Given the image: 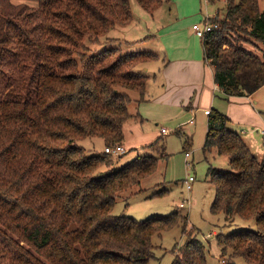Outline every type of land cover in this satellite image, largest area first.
<instances>
[{
  "label": "trees",
  "instance_id": "1",
  "mask_svg": "<svg viewBox=\"0 0 264 264\" xmlns=\"http://www.w3.org/2000/svg\"><path fill=\"white\" fill-rule=\"evenodd\" d=\"M30 1L36 5L0 0V264H150L152 238L168 216L137 220L112 210L123 195L144 190L139 186L166 156L165 146L152 142L160 156L139 155L112 169L110 154L90 155L78 142L122 143L124 124L142 119L128 109L130 92L136 103L147 100L144 67L157 53L108 48V41L131 47L143 40L107 36L132 20L129 0ZM136 1L148 12L163 2ZM259 1L225 0L223 15L210 19L216 27L201 38L203 60L226 99L264 85ZM243 42H254L261 55ZM229 121L211 110L201 148L228 163L207 169L216 186L211 209L252 219L256 229L219 232L216 242L222 255L230 249L246 264H264V160ZM183 247L171 264H206L197 241Z\"/></svg>",
  "mask_w": 264,
  "mask_h": 264
},
{
  "label": "rangeland",
  "instance_id": "2",
  "mask_svg": "<svg viewBox=\"0 0 264 264\" xmlns=\"http://www.w3.org/2000/svg\"><path fill=\"white\" fill-rule=\"evenodd\" d=\"M129 1L133 12L130 25H126L129 22L117 25L108 32L107 36L116 37L133 33V37L138 39L146 37L142 40L146 44L140 43L128 47L121 41L114 43L108 41V48L117 47L124 54L136 50L163 53L158 45L155 46L153 43L147 42L151 38L148 33L155 32L153 27L155 20L156 22L161 20L162 23H174L177 21L176 12H181V19L184 20L180 24L190 30L192 23L199 24L206 17H210V19L221 17L225 8V0L216 3H207L205 0H163L152 15L143 10L136 0ZM12 2L28 6L36 5V2L30 0H12ZM259 7L261 10L264 9V0L259 1ZM124 25L126 26L121 30L120 28ZM188 35L191 36L189 32ZM187 41L189 38L184 39L185 43ZM253 44L254 42L242 43L247 50L261 55V50ZM92 48L94 47L92 46ZM158 53L157 58L150 63L159 60ZM145 73L151 74L152 69L150 68L147 72L145 69ZM146 90L147 100L142 101L138 108L139 115L143 119L140 120L136 115L133 119L138 122L133 123L129 120L123 126L126 140L134 148H129L130 150L126 151L123 147L125 149L123 154L111 155L114 160L111 168L117 169L139 155L160 156V153L149 148V144L157 136H160V139L157 138L153 141L154 147L165 146L162 152L166 156L161 158L162 160L160 159L156 171L140 184L139 188H144V190L132 194L128 198L123 195L116 201L112 213L123 214L137 220L155 215L168 216L169 223L167 226L164 225L165 229L157 231L152 238L153 258L150 260V264H171L176 257L182 256L183 246L187 241H197L202 246L206 264H226L231 261L236 264H246L242 258L232 257L230 249L222 255L221 248L216 242V234L219 232L227 234L238 229L254 231L256 226L252 219L228 217L223 212H214L211 209L216 186L215 182L207 180V169L212 164L223 170L228 167V163L225 157L214 156L212 153L203 154L201 151L205 138L206 118L199 113L194 118L193 112L184 107H173L169 104L153 102L149 95L157 96L155 88L151 86ZM130 96L132 101L128 109L132 112V107L136 104L133 99L137 97V93L130 92ZM230 101L223 100L222 95L217 94L211 107L214 110L227 113L228 118L231 119L229 121L232 125L231 128L239 134L241 133L242 139L246 141L252 153L259 160H264V133L262 131L264 126L260 121L261 119L264 121V112H258V110L264 111V85L256 90L252 97L242 100L236 98ZM192 118L194 123L191 124L189 120ZM162 128L166 130L165 133L160 132ZM187 139L190 141L187 150L190 152L188 157L185 156L184 151V147H187ZM99 140V138L85 139L78 143L87 149L88 154L94 155L100 151ZM107 169L105 165L100 167V170ZM188 175L195 178L190 191H187L183 184V179ZM0 227H2L1 224Z\"/></svg>",
  "mask_w": 264,
  "mask_h": 264
},
{
  "label": "crops",
  "instance_id": "3",
  "mask_svg": "<svg viewBox=\"0 0 264 264\" xmlns=\"http://www.w3.org/2000/svg\"><path fill=\"white\" fill-rule=\"evenodd\" d=\"M156 9L152 12H148V11L146 12L153 15V13L157 11ZM175 18L177 19V21L174 23H170V22L162 23L161 20H158L156 22L155 18H153V20H155V22L153 21V27L155 32L148 33V36L151 38L147 42L153 43L155 46L158 45L162 49L163 53L159 54L157 52L159 54V60H157L154 63H148V65L144 67L146 69V72L150 68L152 69L151 74L147 73L148 89L152 86L153 88H155V92H157V96L154 95H149V96L151 97L153 102H159L160 104H169L170 106L173 107L176 106L184 107L185 109L193 112L194 118L196 117L197 113L205 117L206 118L205 134H206L208 115H205L203 113V110L207 108H210V110H214L212 109L211 104H213V101L216 99L217 94L222 95L223 100L227 102H231L230 100H234L236 98L242 100L244 98L252 97L254 93L248 96H238L236 98L229 97L226 99L223 92L214 83L213 67L209 64H206L203 60L204 53L202 48V42H201V38L200 37L198 38V36L194 32L193 29L194 23H192L191 29L188 30V28L185 29V26L180 24L184 20L181 19L182 18L181 12H176ZM126 25H130V22L127 23ZM126 25L122 26L120 29L122 30ZM188 32L191 36L188 35ZM132 34L131 33L126 35L122 34L116 37L129 41L142 40L141 38L138 39L133 37ZM144 38L146 39V37H143V39ZM186 38H189V41L185 43L184 39ZM140 43L146 44L145 42L143 43L142 41L136 44L138 45ZM136 98H134L133 100H135ZM139 106L140 103H136L132 107L133 110L131 113L139 114L138 112ZM258 112L261 113L264 111L258 110ZM224 114L227 116V113ZM228 115L230 116V114ZM260 121L264 126L263 119H261ZM129 122L136 123L138 122V120L130 119ZM192 123H194V119ZM230 127H232L231 123H230ZM123 131H124V138L121 145L127 151V149L134 148V146L128 143V141L126 140V134L124 128ZM262 131L264 133V129ZM159 137L160 136H157L155 139ZM99 139L100 140L98 143H100L101 145L99 152H103L105 144L101 138Z\"/></svg>",
  "mask_w": 264,
  "mask_h": 264
},
{
  "label": "built area",
  "instance_id": "4",
  "mask_svg": "<svg viewBox=\"0 0 264 264\" xmlns=\"http://www.w3.org/2000/svg\"><path fill=\"white\" fill-rule=\"evenodd\" d=\"M216 27V24L213 23L210 20V17H206L204 19L203 22L199 23V24H193V29L195 34L200 37L203 38V36L205 35L206 32L210 31L212 28ZM211 112L210 108L204 109L203 113L205 115H209ZM193 122V118L190 119V123ZM165 133L166 130L164 128L161 129V133ZM106 154H110V155H120L123 154L125 152V149L123 148L122 145H116L114 147H109V146H105L104 150H103ZM190 155V152H186L185 156L188 157ZM195 178L192 175H188L187 177H185L183 179V184L184 187L187 191H190L192 188V183L194 182ZM180 205H183L182 203H180Z\"/></svg>",
  "mask_w": 264,
  "mask_h": 264
}]
</instances>
